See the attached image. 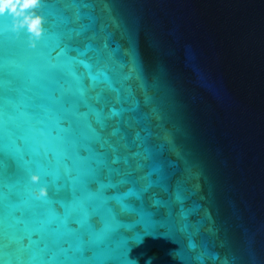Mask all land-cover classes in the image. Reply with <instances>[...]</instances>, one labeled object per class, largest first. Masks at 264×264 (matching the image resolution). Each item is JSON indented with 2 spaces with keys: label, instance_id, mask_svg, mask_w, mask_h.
<instances>
[{
  "label": "water",
  "instance_id": "95a60500",
  "mask_svg": "<svg viewBox=\"0 0 264 264\" xmlns=\"http://www.w3.org/2000/svg\"><path fill=\"white\" fill-rule=\"evenodd\" d=\"M36 11L35 48L0 17V264H264V0Z\"/></svg>",
  "mask_w": 264,
  "mask_h": 264
},
{
  "label": "clouds",
  "instance_id": "9594fccd",
  "mask_svg": "<svg viewBox=\"0 0 264 264\" xmlns=\"http://www.w3.org/2000/svg\"><path fill=\"white\" fill-rule=\"evenodd\" d=\"M42 0H0V17L8 16L11 19L12 31L24 32L28 36L29 46L35 48L42 40L45 33V19L37 14ZM33 184H39L40 175L33 174L30 177ZM37 198H47L46 187H41L36 193Z\"/></svg>",
  "mask_w": 264,
  "mask_h": 264
}]
</instances>
